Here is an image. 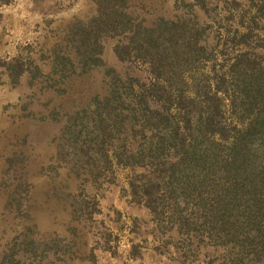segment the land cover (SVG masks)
I'll return each mask as SVG.
<instances>
[{
	"label": "rangeland",
	"instance_id": "374dc122",
	"mask_svg": "<svg viewBox=\"0 0 264 264\" xmlns=\"http://www.w3.org/2000/svg\"><path fill=\"white\" fill-rule=\"evenodd\" d=\"M236 1L204 0V14L192 0H128L143 25L194 16L216 41L213 59L183 66L182 75L184 90L189 83L191 93L196 84L213 99L212 125L225 128L212 138L225 159L230 140L264 108L246 110L241 103L243 81L264 77V0ZM93 14L92 0H0V258L11 264H264V187L230 191L234 172L227 168L220 173L223 191H208L205 183L137 201L129 188L133 169L109 161L87 175L59 150L67 116L106 93L114 76L136 91L165 83L144 59H119L117 38L110 36L101 40V65L55 72L56 56L67 52L64 27ZM242 53L246 60L232 71ZM155 94L166 101L163 92Z\"/></svg>",
	"mask_w": 264,
	"mask_h": 264
},
{
	"label": "trees",
	"instance_id": "16d2710c",
	"mask_svg": "<svg viewBox=\"0 0 264 264\" xmlns=\"http://www.w3.org/2000/svg\"><path fill=\"white\" fill-rule=\"evenodd\" d=\"M203 1L192 0L190 4L207 14ZM92 2L94 14L90 18L75 19L64 27L67 52L56 56L55 64L61 66L55 72L64 76L101 65V40L110 36L117 38L114 51L119 59L127 55L144 59L152 75L163 77L165 83L158 80L136 91L127 78L114 76L106 93L94 96L67 116L59 144L65 158L87 169V175L98 173L109 161L133 169L129 188L137 201L154 195L153 191H194L205 183L208 191H223L225 176L220 173L227 168L234 172L230 191L262 189L264 108H259L254 122L230 140L225 159L212 138L215 133L222 135L225 128L212 125L213 99L196 84L191 93L189 83L184 90L183 66L213 59L216 41L203 34L204 26L194 16L160 18L143 25L142 18L128 11V0ZM242 37L247 39L248 34ZM244 60L242 53L231 63L232 71ZM241 91L246 110L250 104L264 107V77L243 81ZM156 92H163L166 101L157 99ZM211 174L219 177L208 180ZM11 263L6 256L0 258V264Z\"/></svg>",
	"mask_w": 264,
	"mask_h": 264
}]
</instances>
